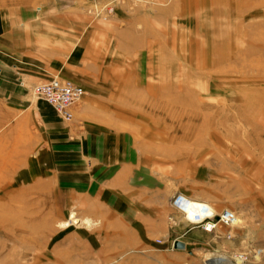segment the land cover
Returning a JSON list of instances; mask_svg holds the SVG:
<instances>
[{
  "label": "rangeland",
  "instance_id": "374dc122",
  "mask_svg": "<svg viewBox=\"0 0 264 264\" xmlns=\"http://www.w3.org/2000/svg\"><path fill=\"white\" fill-rule=\"evenodd\" d=\"M107 1L0 0V60H18L31 47L32 13L57 30L53 36L67 32L69 45L81 32L106 36L104 49L94 43L95 56L114 64L90 66L88 74L108 69L121 94L69 121L31 85L16 99L0 97V264H208L233 262L234 254L243 256L239 264H264V0H117L111 15L100 9ZM94 121L126 136L160 181L178 179L187 196L232 210L240 219L232 237L223 227L213 234L171 225L170 204L165 242L143 235L140 242L133 233L114 241L107 211L94 209L84 189L91 154L60 164L62 144L81 139ZM62 169L78 172L79 181L68 183L78 181L79 191L60 209ZM174 237L183 249L171 246Z\"/></svg>",
  "mask_w": 264,
  "mask_h": 264
},
{
  "label": "crops",
  "instance_id": "0c3cea01",
  "mask_svg": "<svg viewBox=\"0 0 264 264\" xmlns=\"http://www.w3.org/2000/svg\"><path fill=\"white\" fill-rule=\"evenodd\" d=\"M37 18L40 19L41 17L31 13V47L25 53H18V60L12 61L11 58H8L7 61L5 60L7 63L3 59L0 60V97L16 99L23 96L25 86L31 85L32 87L39 81H45L53 75H58L86 89L82 102H78L81 103L80 106L77 107V103L72 107V117L85 119L84 116L93 112L95 108L105 106L106 103L98 99H114L121 95H117V91L114 90V77L105 74L108 69H101L96 78L88 74L90 72L88 67L90 66L114 64L112 59L105 57L99 59L95 56V49H99V46H95L94 43L96 40L101 42L100 48L104 49L107 44L106 36L100 39L99 35L92 34V32L85 34L81 32L82 34L80 33L79 36H72L74 39L72 42L70 40L69 45L67 32L60 31V36L55 37L51 33L57 30L44 27L40 23L42 21ZM48 23L51 24L52 22ZM44 29L49 30L44 32ZM5 55L10 57V54L5 53ZM94 86L96 89L91 88ZM122 96L124 97V95ZM112 105L114 107L110 108L109 113H115V105ZM35 108L39 111L41 109L46 110L42 103H37ZM50 110L52 111L51 108ZM120 114L122 115L119 112ZM109 129L114 128L99 125L95 121L86 123L87 132L81 139L62 144L60 148L61 168H65V166L68 168L71 164H76L82 155L88 157L87 154L90 153L91 163L94 165L90 175H88L91 181L84 185V189L91 193L94 209L101 207L107 211L109 235L113 236V240L130 241L129 236L131 238L133 233L138 235L137 239L140 242L143 240L142 235L145 238L152 237L165 242L168 237L167 216L171 208L170 201L175 194L186 197L187 195L181 191L178 179L171 177L165 178L166 181H160L159 175L150 173L147 161H145L147 160L146 155L138 152L133 154L127 148L128 144L131 145L129 143L131 141H128L126 136L117 137V133ZM33 145L34 143L31 144V146ZM116 148H119L120 151L118 152ZM179 154L180 152L176 155L180 156ZM37 160V158H33L31 162L36 164ZM34 169L37 167L34 166ZM61 172L59 174L61 180L59 193L62 195L63 203H61L60 209L68 207L72 203L70 200L74 191H79L78 172L63 169ZM85 176L86 174H83L79 178L81 185H83L82 180L87 179ZM76 179L78 181L74 184L68 183V181L72 182ZM222 209L215 210L221 211ZM85 219L89 218L86 217ZM86 221L89 223V220ZM133 222L140 227V231H142L140 235L137 229L131 226ZM119 226L124 229L123 237H120L122 234L117 228ZM174 240L180 239L172 238L171 246Z\"/></svg>",
  "mask_w": 264,
  "mask_h": 264
},
{
  "label": "built area",
  "instance_id": "2783aa9c",
  "mask_svg": "<svg viewBox=\"0 0 264 264\" xmlns=\"http://www.w3.org/2000/svg\"><path fill=\"white\" fill-rule=\"evenodd\" d=\"M115 1L117 0H108L107 3H103L100 6L101 11L107 15H111ZM32 94L48 103L61 119L69 121L72 117V107L79 101L82 95V88L70 81L59 80L53 77L47 81L33 85ZM170 202L176 214H183L190 204H194L195 200H192L188 196L175 194ZM200 205L204 216L200 217L195 215L193 222H187L186 225L189 227H198L206 233L213 234L220 227H223L227 229L223 236L225 238H231L232 234L230 230L236 226L234 222L236 217L235 213L228 209H222L219 212L213 213L209 211L207 204L200 203ZM171 219L175 220L172 216ZM171 223L175 224V221Z\"/></svg>",
  "mask_w": 264,
  "mask_h": 264
},
{
  "label": "bare ground",
  "instance_id": "6f19581e",
  "mask_svg": "<svg viewBox=\"0 0 264 264\" xmlns=\"http://www.w3.org/2000/svg\"><path fill=\"white\" fill-rule=\"evenodd\" d=\"M192 200H194V199H192ZM200 203L207 204L209 206V211H211L213 213L214 212H219V211H216L211 204H209L207 202L195 200L194 204H190L186 208L185 212L184 213L182 212L183 214H176V215L173 214V215H171L172 217L175 218V220H172L171 219V216H170L169 217V222L171 223L172 221H175V223H177L179 221V222H181V223H183V224L186 225L187 222H193V219H194V216L195 215L200 216V217L204 216L203 211H201V205H200ZM71 219H73V215H72ZM75 222L76 221H73V223H75ZM234 222H235L236 225H239L240 224V219L236 216ZM171 225H175V224L171 223ZM184 247H185V243H184ZM256 255H258V254L256 253ZM211 259H216V258H210L209 260H211ZM242 259H243V256L242 255H240V254H234L233 255V259H232L233 262L232 261L230 262V261L226 260L225 258L220 257L219 259L212 260L208 264H234V261L239 264L242 261Z\"/></svg>",
  "mask_w": 264,
  "mask_h": 264
},
{
  "label": "water",
  "instance_id": "95a60500",
  "mask_svg": "<svg viewBox=\"0 0 264 264\" xmlns=\"http://www.w3.org/2000/svg\"><path fill=\"white\" fill-rule=\"evenodd\" d=\"M172 247L174 249H183L184 248V243L180 240H174L172 243Z\"/></svg>",
  "mask_w": 264,
  "mask_h": 264
}]
</instances>
